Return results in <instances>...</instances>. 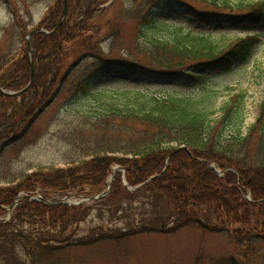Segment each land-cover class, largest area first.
Instances as JSON below:
<instances>
[{"label": "trees", "instance_id": "16d2710c", "mask_svg": "<svg viewBox=\"0 0 264 264\" xmlns=\"http://www.w3.org/2000/svg\"><path fill=\"white\" fill-rule=\"evenodd\" d=\"M3 1L13 14L10 35L14 38L9 39L7 52H0V87L19 90L31 74L25 36L32 30L28 28L32 20L25 10L34 1ZM43 1L47 13L36 27L45 30L30 37L34 80L18 96L0 91V182L8 181L0 185V215L20 191H37L44 197L95 194L114 164L124 169L128 184L142 185L128 191L117 172L109 193L92 205H49L23 197L11 219L0 220V264H52L48 257L70 245L149 232L170 234L189 225L208 232L226 231L242 248L245 264H264V117L245 134L239 120L237 133L221 138V126L230 119L240 95H232L214 117L216 91L206 86L209 76L250 56L257 37L240 36L224 43L212 32L157 20L153 8L162 9L165 0H127L121 18L136 24L132 44H123L115 29L102 45L101 26L94 21L103 1L66 0V17L59 26L64 1ZM176 2L202 22L253 23L264 10L262 0ZM197 3L202 7L197 8ZM157 25L163 29L160 34L154 31ZM73 49L78 59L62 72ZM87 57L94 71L66 88L73 68ZM119 71L147 80L187 81L201 85V90L194 95L178 88L166 94L129 87L89 89L92 79ZM64 89L78 96L81 108L59 127L65 144L63 164L39 165L34 171L12 175V155L17 157L20 148L29 144L36 119ZM209 162L226 168L223 176ZM245 190L251 200L244 197ZM141 195L150 198L146 207L150 219L143 217L123 227L98 224L82 239L71 237L92 208L106 205L111 212H126L122 201ZM49 241L60 245L45 244Z\"/></svg>", "mask_w": 264, "mask_h": 264}, {"label": "rangeland", "instance_id": "374dc122", "mask_svg": "<svg viewBox=\"0 0 264 264\" xmlns=\"http://www.w3.org/2000/svg\"><path fill=\"white\" fill-rule=\"evenodd\" d=\"M33 1L34 3L30 5V8L25 10L26 13L31 15L32 23L28 25L30 29L35 28L43 15L47 13V6L43 0H31V3ZM101 1H103L100 6L101 14L94 21L101 26L98 36L99 41L102 40L101 44H107L110 34L118 29L122 43L131 45L137 27L135 23L125 20V17L121 18L124 9L128 7L127 0ZM176 1L180 0H165L162 9L153 8V16L159 21L182 24L186 29L205 33L212 32L224 43L240 36L257 35V43L250 56L245 60L238 61L229 69L209 76L206 83V86L216 91L214 117L220 115L221 106L232 95H240L232 110L230 119L221 126L220 137L227 138L237 133L239 120L240 130L245 134L258 118L264 117V10L261 18L253 23L212 20L202 22L199 21V17L196 15H187L184 8L179 6ZM196 7L200 8L202 6L197 3ZM12 16L13 14L7 3L0 0V52L2 53L6 51L9 39L14 38L10 35ZM162 30L160 25H157L154 29L159 34ZM18 31L14 33L18 35ZM18 38V36H15V39ZM77 52L76 49H73L65 57L62 72L74 66L78 59ZM93 71L94 66L90 57L80 60L77 66L73 68V75L68 80L69 82L67 81L66 88L70 84L84 79ZM197 71L200 72L201 69ZM88 87L92 91L129 87L157 94H166L171 89L178 88L194 95L201 90V85L188 83L187 81L147 80L130 76L123 71L110 73L104 77L98 76L90 81ZM71 92L73 91L68 92L64 89L63 93L46 106L36 119L33 126V138H31L29 144L27 142L23 148L21 147L22 149L20 148L17 157L12 155L14 157L11 158L10 162L12 175L24 171H34L39 165L63 164L62 152L65 149V144L60 139L59 127L63 120L71 118L70 116L73 115L71 112L81 108L80 103L77 102L76 97L78 96L74 93L71 94ZM168 159H166V164ZM114 166L119 167V170L114 173V178L117 172H121L122 182L128 191H133L142 185L131 186L128 184L124 169L119 164H114L111 170ZM209 166L221 176L226 170V168L219 167L215 162H209ZM3 170L1 169V171ZM110 174L111 172L101 189L106 188ZM154 177L156 175L149 177V180ZM6 182L2 181L0 185H4ZM243 192L244 197L246 196L247 200H251L250 192L246 190ZM149 200L150 198L148 199L144 195L129 202L123 200L122 204L127 209L126 212L122 209L111 212L106 205L94 207L88 216L79 222L76 233L71 237L82 239L86 234L93 231L98 224L123 227L127 223H138L143 217L148 220L151 218L146 208ZM128 204L131 205L129 208ZM90 205H92V202ZM6 217L8 216H4V218ZM0 218L2 217L0 216ZM204 221L208 220L204 218ZM45 244L60 245L55 241H49ZM241 250L240 245L226 231L208 232L198 226L189 225L170 234L149 232L134 234L121 239H106L88 245H70L53 252L50 255L51 257L48 258L52 264H245L241 258Z\"/></svg>", "mask_w": 264, "mask_h": 264}, {"label": "water", "instance_id": "95a60500", "mask_svg": "<svg viewBox=\"0 0 264 264\" xmlns=\"http://www.w3.org/2000/svg\"><path fill=\"white\" fill-rule=\"evenodd\" d=\"M64 1V5H63V11H62V15L60 17V19L57 21L56 23V26H59L62 21L64 20L65 16H66V12H67V5H66V0H63ZM38 29H34L32 31H30L28 33V35L26 36V40H27V44H28V51H29V54H30V60H31V63H32V48H31V45H30V36L36 32ZM34 76H35V69L34 67L32 66L31 68V75H30V79L28 81V83L20 90H17V91H7L3 88L0 87V91H2L4 94L6 95H19L21 94L22 92H24L29 86L30 84L32 83L33 79H34ZM119 170V167L117 166H114L113 169H112V172L110 174V179L107 183V186L104 190H102L100 193L96 194V195H89V196H78L77 199H71V197H65L62 201H51L49 199H45L43 198L42 196L40 195H33L31 198L32 199H39V200H42V201H46V202H49V203H65V204H77V203H83V202H87V201H90V200H95V199H99L101 197H103L104 195H106L110 189V186L113 182V179H114V173L116 171ZM20 198V196H18L14 203L8 207L9 211H12L13 208L18 204V199Z\"/></svg>", "mask_w": 264, "mask_h": 264}]
</instances>
